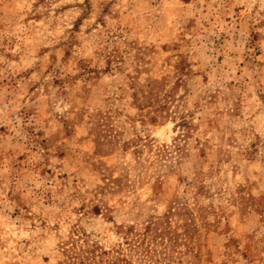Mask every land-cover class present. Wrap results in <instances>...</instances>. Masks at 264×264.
Here are the masks:
<instances>
[{"label":"rangeland","instance_id":"1","mask_svg":"<svg viewBox=\"0 0 264 264\" xmlns=\"http://www.w3.org/2000/svg\"><path fill=\"white\" fill-rule=\"evenodd\" d=\"M0 264H264V0H0Z\"/></svg>","mask_w":264,"mask_h":264}]
</instances>
